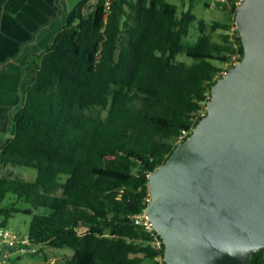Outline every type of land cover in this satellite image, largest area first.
Returning <instances> with one entry per match:
<instances>
[{
  "label": "trees",
  "instance_id": "1",
  "mask_svg": "<svg viewBox=\"0 0 264 264\" xmlns=\"http://www.w3.org/2000/svg\"><path fill=\"white\" fill-rule=\"evenodd\" d=\"M88 3L72 6L32 60L0 166L32 168L37 177L0 175V201L11 194L23 204L0 208V218L6 226L15 213L30 216L38 253L72 251L52 264H155L150 236L131 217L149 204L150 173L202 119L196 114L206 110L230 47L224 34L212 38L191 5L179 13L168 0ZM194 22L199 37L191 43ZM252 264H264L263 252Z\"/></svg>",
  "mask_w": 264,
  "mask_h": 264
},
{
  "label": "water",
  "instance_id": "2",
  "mask_svg": "<svg viewBox=\"0 0 264 264\" xmlns=\"http://www.w3.org/2000/svg\"><path fill=\"white\" fill-rule=\"evenodd\" d=\"M235 24L242 61L149 175L146 214L166 264H252L264 254V0H245Z\"/></svg>",
  "mask_w": 264,
  "mask_h": 264
},
{
  "label": "crops",
  "instance_id": "3",
  "mask_svg": "<svg viewBox=\"0 0 264 264\" xmlns=\"http://www.w3.org/2000/svg\"><path fill=\"white\" fill-rule=\"evenodd\" d=\"M55 20V0H0V147L7 140L6 117L11 116L12 125L22 102L23 85L14 78L28 59L33 60L48 46L45 42L53 36Z\"/></svg>",
  "mask_w": 264,
  "mask_h": 264
},
{
  "label": "rangeland",
  "instance_id": "4",
  "mask_svg": "<svg viewBox=\"0 0 264 264\" xmlns=\"http://www.w3.org/2000/svg\"><path fill=\"white\" fill-rule=\"evenodd\" d=\"M77 0H55V25L53 28V36L54 34L60 30L62 25L65 22V19L68 15V12L72 8L73 4ZM96 0H89L88 5H93ZM171 4H175L178 6V12L181 13L182 11H186L188 7L191 5L193 9V13L197 16L198 19L205 20L207 24V32L212 36L215 41H219V37L223 34V31H213L212 30V23L219 22V23H229L230 12L228 10L217 9V8H210L206 5V0H192L191 3H187L183 0H168ZM198 23L194 22L190 29V34L187 37L188 42H195L199 37L198 31ZM50 35L45 42V45H48L52 38ZM46 47V46H45ZM44 50V49H43ZM42 50V51H43ZM40 53V52H39ZM32 59H28L27 65L21 70V72L17 73V78L15 76L14 80L15 83H19V85H27L30 83L34 76L35 71V64L31 63ZM179 60L187 61L186 57H179ZM21 106L19 102L16 109ZM10 126H11V116L7 115L6 122H5V130H6V137L10 136ZM9 173H13L14 176L20 177L25 179L26 181H34L37 177V171L32 168H26L22 166L12 167V166H0V175H7ZM11 205H16L18 207H22V203L19 202L13 195H8L5 200L0 201V208H8ZM31 221V217L21 214L15 213L12 215L8 222V229L16 233H26L28 232V227ZM72 255V251L69 249L64 250H51L45 249L43 253H27L23 255L20 260H14L13 262L6 263V264H42L46 261L49 264L52 263H64L67 259H69Z\"/></svg>",
  "mask_w": 264,
  "mask_h": 264
},
{
  "label": "built area",
  "instance_id": "5",
  "mask_svg": "<svg viewBox=\"0 0 264 264\" xmlns=\"http://www.w3.org/2000/svg\"><path fill=\"white\" fill-rule=\"evenodd\" d=\"M187 3H191L192 0H183ZM245 0H206V5L210 8H219L223 10L232 9L235 11L244 3ZM108 2L106 5L108 6ZM229 27L223 34L226 36V44L230 47V52L226 54L227 60L220 65V70L214 75L213 82H217L219 79L227 76L230 69L237 66L243 59L240 53V33L235 24V13L230 15ZM208 96L207 100L209 101ZM207 101L202 103V106H206ZM206 115V110L202 109L197 114L195 119L203 118ZM188 136V132H183V135L179 139V143L184 141ZM133 223L141 230L146 232L150 236L149 245L157 252V256L154 258L155 264H166L164 258V243L159 234L155 231V228L146 214V209L141 213L131 217ZM38 252V247L34 246L30 239L28 232L16 233L8 229L7 225H2V219L0 218V264H6L20 259L27 253L35 254Z\"/></svg>",
  "mask_w": 264,
  "mask_h": 264
}]
</instances>
